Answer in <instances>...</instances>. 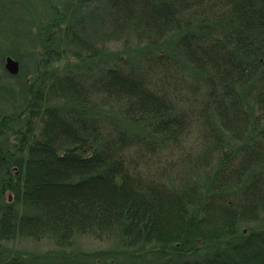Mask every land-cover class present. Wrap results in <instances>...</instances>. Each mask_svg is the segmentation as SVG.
<instances>
[{"label":"trees","instance_id":"obj_1","mask_svg":"<svg viewBox=\"0 0 264 264\" xmlns=\"http://www.w3.org/2000/svg\"><path fill=\"white\" fill-rule=\"evenodd\" d=\"M80 1L107 6V37L135 29L149 48L113 54L95 77L103 51L82 21L49 24L25 110L7 113L0 88V242L119 246L62 260L0 251V264H146L122 255L133 249L160 264H264V0ZM56 31L85 69H61ZM107 103L143 129L107 118L104 131Z\"/></svg>","mask_w":264,"mask_h":264},{"label":"rangeland","instance_id":"obj_2","mask_svg":"<svg viewBox=\"0 0 264 264\" xmlns=\"http://www.w3.org/2000/svg\"><path fill=\"white\" fill-rule=\"evenodd\" d=\"M85 5L81 4L80 0H0V88L7 113L19 114L27 107L30 98L28 84L37 75L38 63L49 44L47 41V34L50 31L49 24L57 17H64L65 21H82L83 25L80 31L83 30L84 35H91L94 47L103 51L101 56H96V62L92 68L95 77L99 73V67L104 66L106 62L104 59H108L113 54H120L130 61H139L142 58L144 51L146 52L149 48L147 46L148 39L142 41L137 38L135 29L121 32L116 35L118 38L107 37L111 30L101 21V15L106 12L107 6L104 3H95L93 6ZM56 36L57 45L69 49H67L68 56L64 57V61L60 65L61 69L64 71L85 69L86 62L77 59L75 55H72V52H68L75 49L82 50L79 49L80 46L68 43L65 39L61 41V32H57ZM82 52L86 54L83 50ZM8 56L19 62L20 71L17 75L11 74L6 68ZM184 67L187 68V73L191 76H201V73L198 71L196 73L192 66ZM96 107L99 110L98 119L103 125L104 131L110 128L108 124L113 125L111 122L116 124V127L123 126L125 129L128 127L132 131L143 129L141 123L127 121L128 119L117 105L110 106L107 103L105 106L96 105ZM107 118L114 120L109 122L110 119ZM183 145L187 149L195 146L189 141L183 143L182 147ZM203 175L201 173L197 176L196 173L193 174L204 184L205 176ZM4 199L9 201V191L5 193ZM118 246L115 238L102 240L92 235H78L75 238L74 246L61 248L49 238L41 239L17 235L15 239L0 242V251L5 252L8 256L22 255L26 258L29 255L35 259L55 260L60 258L62 260L67 256L78 257L79 252L98 254L99 251H104L105 254V251L112 248L117 249L115 247ZM122 255L125 258H131L133 255L132 258L135 256L136 260L146 264H160L162 261V257L134 249L131 254L122 253Z\"/></svg>","mask_w":264,"mask_h":264},{"label":"water","instance_id":"obj_3","mask_svg":"<svg viewBox=\"0 0 264 264\" xmlns=\"http://www.w3.org/2000/svg\"><path fill=\"white\" fill-rule=\"evenodd\" d=\"M6 68L11 74L17 75L20 71L19 62L10 56L7 57Z\"/></svg>","mask_w":264,"mask_h":264}]
</instances>
